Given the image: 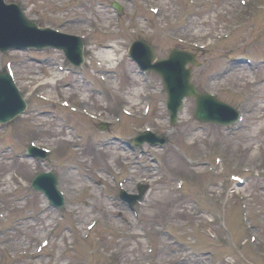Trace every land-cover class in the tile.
I'll return each mask as SVG.
<instances>
[{
  "label": "rangeland",
  "instance_id": "374dc122",
  "mask_svg": "<svg viewBox=\"0 0 264 264\" xmlns=\"http://www.w3.org/2000/svg\"><path fill=\"white\" fill-rule=\"evenodd\" d=\"M33 1L40 4L35 11L39 13V9L43 12L46 10L44 1L47 0ZM57 1H69L58 10H62L69 18H75L69 27L76 29L77 33L81 32L82 25H90L93 17L101 21L100 32L89 37L90 44L111 43L117 48L116 54L120 64L113 71V75L111 74L112 84L109 82L107 95L103 99L91 94V106L99 103V107H110L118 102L117 98L121 96L124 99H130L132 96L131 101H128L132 104L135 101L132 90L136 86L140 87V96L145 100H154L152 115L145 117V123L151 127L155 126L157 132L168 135L169 143L160 151V155L166 158V168L174 169L176 174L169 175L165 170L167 176L164 183L151 185L147 201L154 206L145 204L142 212L144 218L140 223L134 221L133 213L125 206L110 204L111 197L105 194L106 191L100 193L97 185L93 183L97 179L89 181L88 176L78 177L75 173L70 175L71 180H67L71 189L87 187L84 192L79 191L83 194L78 196L81 207L79 211H37L44 201V198L37 194H34L33 199H29V203L2 200L8 211H5L7 220L1 221L0 226V264H145L147 259L151 264H264V256H260L262 250L264 251V10L258 7L264 4V0H257L255 4L247 0L245 5L240 0H118L125 8L120 17L111 6L113 0ZM152 7H158L159 11L155 13ZM238 8L241 9L240 12ZM140 29H145V34H142ZM226 34L229 36L226 37ZM137 38L147 39L154 45L159 56L167 55L176 47L194 50L192 48L196 45L204 46L197 56V61L202 62L201 66H193V82L199 89L214 92L222 100L239 108L245 120L239 122L240 124L228 126L199 122L192 115L194 100L189 97L180 113L177 126L172 128L163 107L164 95L159 93L163 89L160 76L145 75L144 82L135 65L127 57L131 42ZM15 53L19 62L16 64V75L18 74L21 87L27 91L30 88L28 83L24 86L20 78L28 72L20 62V57L24 54ZM12 54L0 53V70L4 61ZM246 59H252V63ZM55 77L60 76L58 74ZM55 77L52 75L44 81H53ZM73 78L74 76H69L68 79ZM83 85L87 87L86 84ZM57 87H53L49 92L56 96L60 91ZM69 91L73 96V90ZM147 93L149 95L146 98L144 94ZM30 104L39 105V102L30 100ZM45 106L44 104L40 107ZM79 118L72 117L71 121L80 126L90 125L86 124L83 118ZM41 121L47 125L46 130L42 131L43 135L53 138L42 140L49 144H59L62 147L60 154L67 151L64 155L77 160L76 162L84 168L91 165L110 166L111 163L117 162L119 157L124 156V150L119 147L120 143L104 146L103 143L95 144L92 141L87 143L77 140L73 143L70 139H65L64 136L68 132H64L60 121L53 117L35 118L30 115L17 119L19 127L34 125L32 131L25 132L22 129L25 135L21 138L26 140L31 134L33 136L35 131L38 132L36 127ZM98 131H93V134ZM112 133L121 136L115 129ZM100 134L106 135L103 131ZM61 135L64 136L59 137ZM193 141L195 142L192 143ZM69 144L84 146L80 147V151L71 152ZM94 144L97 146V153L93 151L94 147L90 146ZM1 152L0 148V155ZM11 152L12 150H9V154ZM221 156L224 158L222 164H225L228 170L235 168L227 173L223 172L226 176L224 180L228 184L225 196L221 193L223 178L218 174L220 167L217 175L210 173L202 176L196 184H189L185 196L180 197L174 192V182L183 175L186 166L191 165L189 158L193 159V163L201 164L204 162L200 159H209L208 164L213 165V161ZM0 165H5L0 171L2 188L19 183L24 177L37 171L29 159L18 162L0 160ZM179 165H184L185 169ZM200 167L197 168L202 170ZM242 167L248 171L246 183L238 187L239 194H230L235 184L229 175L239 172ZM106 182L110 180H103V183ZM88 183H92V186H87ZM93 186H96L94 190ZM20 192L25 193L26 187ZM240 194L248 203L246 212L248 210L249 216L248 219H242V225L239 223V203L242 205L243 202ZM227 195H230L229 199ZM196 196H206L208 199L201 218L205 219L206 225L214 231V238L206 232V228V234L197 231L199 240L186 237L183 239L175 234L178 228H173V221H196L197 218L192 216V199ZM93 200L96 201L95 204L90 202ZM85 201L90 204L84 205ZM33 203L34 205H31ZM211 213L217 218L214 224L208 223ZM96 214L101 216V221L89 237L85 238L86 225ZM160 223H165L169 230L164 229L158 233L155 228ZM111 225L114 228L110 227ZM227 227L232 230L229 229L231 234ZM143 230L145 233H142ZM47 231L52 233L48 235ZM252 235L256 240H252ZM45 237L51 240L49 248L35 256V247ZM80 237L86 243L80 240ZM146 240L152 242V253L148 251L149 244ZM178 240L183 242V246L179 245ZM100 244L104 247L98 249ZM253 245L258 246L260 253L256 254L252 250ZM174 250L180 253L174 255ZM170 256L171 262L168 261Z\"/></svg>",
  "mask_w": 264,
  "mask_h": 264
},
{
  "label": "water",
  "instance_id": "95a60500",
  "mask_svg": "<svg viewBox=\"0 0 264 264\" xmlns=\"http://www.w3.org/2000/svg\"><path fill=\"white\" fill-rule=\"evenodd\" d=\"M147 48L150 49L149 47H147ZM153 58H154V54L151 56V60ZM172 59L173 60L180 59V61H181L180 67H181V70L185 73L186 85L188 86V89L185 91V94L192 93V91H194V88L189 82L190 73H189V71L187 72L185 69V63L187 62L188 59H192V56L185 54V53L174 51L170 55V57L167 58L168 61H170ZM195 96H196V103H197V116L201 117V107H202L203 101L205 100V96L203 94H196Z\"/></svg>",
  "mask_w": 264,
  "mask_h": 264
},
{
  "label": "bare ground",
  "instance_id": "6f19581e",
  "mask_svg": "<svg viewBox=\"0 0 264 264\" xmlns=\"http://www.w3.org/2000/svg\"><path fill=\"white\" fill-rule=\"evenodd\" d=\"M147 47H149L150 48V46L148 45V44H145ZM186 53H188V52H186ZM106 59H108V60H106V62H108L110 59H115L114 57H113V55L112 54H110V53H107V55H106ZM188 67V66H187ZM185 69H186V71L188 72L189 71V69L188 68H186L185 67ZM50 82H48V84H49ZM137 87V86H136ZM133 88V90H132V93L134 94L133 96L135 97V96H138L139 97V95H140V93H141V88L140 87H138V88ZM132 97V96H131ZM186 99V98H185ZM22 160H26V158H24V159H22ZM47 177H45V179H46ZM158 184V183H157ZM38 192V191H37Z\"/></svg>",
  "mask_w": 264,
  "mask_h": 264
}]
</instances>
